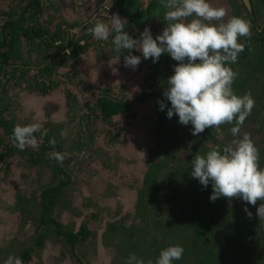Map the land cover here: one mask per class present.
<instances>
[{
  "label": "rangeland",
  "instance_id": "374dc122",
  "mask_svg": "<svg viewBox=\"0 0 264 264\" xmlns=\"http://www.w3.org/2000/svg\"><path fill=\"white\" fill-rule=\"evenodd\" d=\"M209 1L214 7L224 8L223 5L228 7L225 9L224 20L231 16L246 19L245 9L240 0H234L231 4L234 5L233 8L228 4V0ZM251 1L255 8L254 21L249 23L253 38L257 28L264 31V8L259 3L262 0ZM54 3L46 5L42 12L44 14L50 13L54 7V13H56V0ZM21 5H24V1L0 0V40L3 39L4 30H7L3 26L8 20L6 12L17 9ZM235 9L238 10V13ZM30 12L32 13L33 10ZM42 12L40 16H42ZM102 15L106 16V14L99 16L103 17ZM11 17L14 18V16ZM45 17L47 18L49 15ZM132 26L134 32L137 33V24H132ZM44 27L50 32L48 24ZM245 38H238V42L244 44ZM250 45L252 50L257 51L258 46L261 45V40L253 38ZM18 48V58L10 60L17 61L16 64H18L19 69H14L8 65L0 71V118L6 123L8 122L9 125L34 122L42 123V125L47 124L45 127L48 130L51 129L59 133L61 155L64 157L59 163L63 169L72 174L67 182V196L58 203L60 209L54 207L53 213L57 220L60 219L65 221L67 225H73L72 228L81 222H86L91 233L85 241L76 244L71 250L66 247L63 241H60L61 239H55L51 225L48 229L45 228L47 233L42 234V245H34L33 240H36L34 235L41 234L43 228L38 225L35 219L39 213L38 192L46 186L55 185L61 177L65 178V176L55 172L52 163L42 162L38 165H30L27 145L23 150L14 149L12 153L5 151V147L10 145V141H8L7 133L0 126V264H5L9 256L19 257L22 264H125V256L117 254L116 249H113L110 244L106 247L100 245L102 233L104 224L107 222H116V224L125 226L127 224L128 218H122L121 215L125 213L123 211L127 207L132 206L130 199H134L135 190L142 186L140 178L147 161L146 150L141 147V144L143 140L149 139V136L148 133L145 135L144 125H141L142 120L140 122L139 118L144 115L152 121L156 118V112L154 114L156 108H144L145 106L142 107L137 102L129 100L128 110L130 111L119 116L113 124H110L111 121L105 123L102 119H96L93 116V112L96 110L94 102L88 104L87 107L84 104L89 98L93 100V95L99 91L88 92L85 87L84 90H81L80 86L76 87L64 58L58 59V62L54 57H51V51H47V54L50 55L49 59L46 58V62L52 63L53 59L54 65L53 63L49 64L50 66L46 68L48 74H46L45 69H42L45 65L43 58L34 56L36 52H32V46L28 45L23 37H21ZM27 55L32 57L30 63L22 64L19 62L25 59ZM163 56L166 59L165 64L169 65V68L165 70L155 69V75H152L161 82L166 81V78L173 71L172 66L177 63L167 54H161L159 61ZM242 59L237 58L236 62L230 65L232 70L237 73L235 79L240 77L239 69ZM40 64L42 67H38ZM11 69L14 70L13 75L10 74ZM249 71L248 77H252L251 71L253 70L250 68ZM254 77L256 79L250 81L249 86L258 92L259 88L262 86L264 88V79H262L264 75L260 73ZM82 82L83 79L80 83L82 84ZM43 86L47 89H42ZM120 92L123 90L120 89L114 97H121ZM132 104L134 107L131 106ZM147 114L149 116H146ZM84 115H87V119L85 118L87 121L84 120ZM88 124L90 125L89 130ZM151 126L154 131L153 124ZM116 127L119 128H117L115 137V133L111 135V132H115ZM229 129L230 127L222 124L217 130L218 133H214L222 146L238 138L241 134L247 133L258 149L259 158L264 163V104L252 108L251 113L241 125L237 137H233ZM180 131L181 134H186L188 140V144L182 141L184 148L181 150L185 151L183 161L186 164L189 162L190 166V159L184 156L188 153L194 155L199 143L208 139L202 133L200 137L202 139L191 141V132L183 129ZM198 136L200 135L198 134ZM209 141L210 145L214 144ZM44 153V158L50 159L54 156L55 150ZM40 160L42 159L40 158ZM84 180H86L85 185L83 184ZM196 181L191 176L186 177L183 187L186 195L193 193L194 190L199 195L201 194ZM261 202L258 199L256 204L248 205L238 197L226 198L223 207L225 209L223 212L220 211V217H224L228 221L232 217L240 231L238 243L246 241L239 254L235 248L230 250L231 256H234L233 260L229 258L230 264H264V221H259L256 216V207ZM245 207L252 213L251 218L245 214ZM99 209L102 210L100 217L97 214L89 219V214L93 211L98 212ZM128 210L131 211L129 208ZM159 212L167 222L169 213L166 216L167 211L165 212L164 208H161ZM236 214H239V217L234 219ZM171 223L172 226L178 227L180 225L178 224L180 223L179 220H172ZM152 226L157 228L155 224ZM177 227L174 232L178 230ZM160 228L161 233L165 230L170 232L168 228L171 226L163 227L162 225ZM135 233L140 234L139 230H136ZM25 246L31 247L29 257L26 260L19 255L20 250ZM152 252L153 249H149L146 256L149 257L148 254H152Z\"/></svg>",
  "mask_w": 264,
  "mask_h": 264
},
{
  "label": "clouds",
  "instance_id": "9594fccd",
  "mask_svg": "<svg viewBox=\"0 0 264 264\" xmlns=\"http://www.w3.org/2000/svg\"><path fill=\"white\" fill-rule=\"evenodd\" d=\"M163 20L166 26L153 37L146 26L137 37L131 36L125 26L126 18L112 14L106 23L96 20L89 34L97 42H109L118 61L122 53L125 67L135 69L144 60L155 63L161 54L176 61L166 87L158 99V109L169 119L175 114L181 125H191V134L197 136L205 128H217L228 123L233 137H237L241 125L254 105L250 93L237 95L232 84L237 75L230 67L244 50L238 38L250 35L249 22L239 16L227 20L223 7H214L209 0H162ZM138 11V10H137ZM140 55H133L131 50ZM165 100L168 103L166 106ZM39 138L47 133L42 123L15 125L10 139L14 146L23 150L26 145L36 146ZM51 143V141H50ZM57 153L54 159L63 160ZM259 152L247 133L230 143L216 145L203 155L191 160L190 175L202 187L211 186L210 201L236 198L248 205L262 201L256 207V216L264 221V167L258 164ZM251 218L252 213L244 208ZM182 245L171 244L159 250L154 264H174L181 259ZM5 264H22L19 257L9 256ZM125 264H145L142 258L130 253ZM147 264H153L148 261Z\"/></svg>",
  "mask_w": 264,
  "mask_h": 264
},
{
  "label": "trees",
  "instance_id": "16d2710c",
  "mask_svg": "<svg viewBox=\"0 0 264 264\" xmlns=\"http://www.w3.org/2000/svg\"><path fill=\"white\" fill-rule=\"evenodd\" d=\"M21 1H24V5L6 12L8 20L5 21L3 26L7 28V30H4L2 35L3 39L1 38L2 40H0V71L5 69L4 67L8 65L12 66L14 69H19L18 64H16L17 61H12L10 59L18 58V44L21 41V37L30 41L35 37H42L47 44L53 42L54 35L49 34L48 36L47 33L49 32L45 27L36 28L35 26L38 23L35 19L40 12L39 0ZM122 1L124 2L123 10H125L127 17L133 20L132 23L134 24H137L135 20H143V17L150 9H146L145 12H138L135 0ZM155 1L156 0H154V3ZM28 10L29 12L30 10H33V14L29 13ZM11 16H14V18ZM47 40H49V42H47ZM62 44L63 47L66 48L67 42ZM67 46H69V44H67ZM19 62L22 64L30 63L28 58L20 60ZM49 66L50 65H45V67L42 68L43 70L45 69L46 74H48L46 68ZM13 71V69L10 70L11 75H13ZM42 89L45 90L47 88L43 86ZM260 89L264 90L263 86ZM115 94L117 93L110 89H102L97 94L93 95V100L89 98L84 104L87 107L88 104L94 102L96 110L93 112V116L96 119H102L105 123L111 121L112 123L110 122V124H113L115 123L114 121L119 116H123L129 108V100L123 98V96H121L122 98L114 97ZM168 103L169 102H167V104ZM84 116L85 117L83 118L86 120L87 115ZM175 118L177 119L176 115ZM8 125V122L6 123L0 118V126L7 133L9 138L8 141H10V145H6L5 151L12 153L17 147L14 146L10 136L13 127L18 125V123ZM45 126H47V124L43 125V128L47 129ZM89 128L90 125L88 124V130ZM204 132L206 133L205 135L207 138L214 137L212 134L214 132L208 131L206 128ZM35 135L36 147H32L31 145L26 146L29 148V164L38 165L42 162H46L47 164L52 163L54 171L64 175L65 178L61 177L55 185L46 186L38 192L39 213L35 216V219L37 220L38 225L43 228L41 234L34 235L36 238V240H33L34 245H42V234L47 233L45 228L48 229L49 226L51 227L52 225V234L55 239H61L60 241H63L66 244V247L73 250L76 244L85 241L87 236L91 233V229H89L84 222H81L72 228L73 225H67L65 221L63 222L60 219L57 220L55 218L53 213L55 210L53 211V209L54 207L60 209V204L58 203L67 196V182L72 173L63 169L60 163L54 159V156L50 159L44 158V152L53 149L55 150V154H61L59 133L47 129V133L43 139L39 138L38 133ZM177 139L178 134L176 133V129L170 128V126L168 128L165 126V133L161 135L160 141L164 146L163 148L157 147V140L152 136L151 142L154 143V148L150 150H156V153L158 154L157 158L148 153L147 161L145 162L146 165L141 176L142 186L135 190L136 194L134 195V199H131L130 201L133 204V212H137L139 208H146L148 211L145 216L146 218L141 220L140 214H138V219L131 216L128 218L126 226L123 224H116V222H107V224H104L102 233L103 244H110L113 249H116V252L119 255H124L121 249V246H124L128 251H136V256L139 258L144 257L149 249H153L152 254H148L150 256L147 257L145 264H147L148 261H152L154 264L159 250L171 244L182 245L184 249L181 259L175 261L174 264H230L229 258L230 260H233L234 257L231 256L232 254L230 253V250L235 248L238 250L237 253L239 254L246 241L238 243V233H240V231L237 229L238 225L236 227V222H233L232 217L229 221L225 220L224 217H220V211L223 212L225 209L223 207L225 206L226 198L220 197L215 201L209 200L211 192L210 185L202 187L198 183L197 186L199 190L202 191L200 195L195 190L189 195L185 194V190L184 193L180 192L181 183H183L184 180L182 179L179 182V178H181V174H183V176H190L191 166L182 171L178 169V158H183L185 151L179 148H173L174 142ZM195 139L198 140L199 136L192 135L191 140ZM214 141L217 143L216 139H214ZM203 145L204 144L202 143L198 145V147L201 148ZM198 147L195 150L194 155L188 153L184 157L190 159L189 161L191 162L195 155H203L211 149L205 147L198 149ZM40 158L42 160H40ZM65 159L68 160L67 158ZM263 164L264 163L262 162L261 167H264ZM187 165H189V162ZM83 184H86V180L83 181ZM149 186H151V189H149ZM149 192V196L145 197ZM166 200L170 202L174 201L175 205L170 209L171 212H169L167 216V222L164 220L166 226H171V228H168L170 229V232L165 230L161 233L156 227L152 226L153 224L150 217L154 215V211ZM95 201L93 202L94 204ZM93 216L94 214L92 213L91 217ZM238 217L239 214H236L234 219H237ZM172 220H179L180 223L178 224L180 225L178 227L172 226ZM176 227L178 230L174 232ZM136 230H139L140 234H136ZM110 236L112 239L116 236L118 238L113 243L108 240ZM30 249V246H25V248L19 252L20 257L26 260L29 257ZM129 254L130 252H127L125 257H128Z\"/></svg>",
  "mask_w": 264,
  "mask_h": 264
},
{
  "label": "crops",
  "instance_id": "0c3cea01",
  "mask_svg": "<svg viewBox=\"0 0 264 264\" xmlns=\"http://www.w3.org/2000/svg\"><path fill=\"white\" fill-rule=\"evenodd\" d=\"M54 1L39 0L40 12L35 19L38 22L35 25L36 28L44 27V25L48 24L50 32L47 34L48 36L49 34L54 35L53 42L47 44L42 37H35L31 41L26 38L24 40L28 45L32 46V52H36L34 56L43 58V64L45 65L52 63L54 65L53 59L52 63L50 61L49 63L46 62V58L49 59L50 55L47 54V51H51V57L56 60L64 58L68 72L73 77V84L76 87L80 86L81 90H84V87L88 92L110 89L118 93L122 89L123 92L119 94H122L123 98L133 100L141 90L144 80L155 75V69L165 70L169 68V65L165 64L166 59L164 56L155 63L151 59L144 60L141 58L135 69L125 67L123 56L126 53H122L119 60L115 61L116 53L113 51L112 45L109 42H97L89 34L88 29L91 28L96 20H102L107 23L110 20V16L114 13L126 18L130 27H125V30L128 33L133 32V26L130 24L133 20L129 19L125 10H123L124 2L122 0H56V13H54L55 10L52 7L50 13L44 14L42 10L44 11L45 6L54 3ZM135 1L137 7L138 2L137 0ZM153 3L154 0L148 5L147 10L150 9L141 22L134 19L137 22L138 35L144 28L143 25L150 29L153 37L166 26V22L162 18L164 11L162 0H156ZM106 6H109L108 11H104ZM41 12L42 16H40ZM101 14H106V16L102 15L103 17H100ZM48 15L49 17L46 18L45 16ZM130 28L132 30H129ZM65 42L69 44V52H67V47H63L62 43ZM131 51L133 55H140L138 50L133 49ZM27 58L32 61V57L27 55ZM38 67H42L41 64ZM81 79H83L82 84L80 83ZM144 108H149V106ZM150 108H152V104ZM115 132H117V129Z\"/></svg>",
  "mask_w": 264,
  "mask_h": 264
},
{
  "label": "flooded vegetation",
  "instance_id": "af4514ba",
  "mask_svg": "<svg viewBox=\"0 0 264 264\" xmlns=\"http://www.w3.org/2000/svg\"><path fill=\"white\" fill-rule=\"evenodd\" d=\"M229 1V5L230 7L234 5H231L234 0H228ZM249 1V8L244 4V2L242 0H240V2L243 4V7L245 9V17H246V20H248V22H252L254 21L253 17L255 16V8H254V5H253V2L251 0H248ZM210 2V1H209ZM263 0L262 2H259L263 7ZM225 3H227V1H225ZM259 4V5H260ZM224 6V9H228L227 6L223 5ZM263 10V9H262ZM235 11L237 12L238 10L235 9ZM134 24V23H133ZM131 25H132V22H131ZM135 25V24H134ZM126 27H129V25H127ZM251 27V26H250ZM129 30H132L131 28ZM263 29H260V28H257V31H256V34H254L253 38L255 39H259L261 40V45L258 46V49L257 51H254L252 50V47L250 45V41L253 39L252 38V33H250V35L248 37H246L245 39V42H244V50L238 54L237 58H243L241 61V66H240V69H239V72H240V77L239 78H236L234 79V83L232 84L233 86V90L234 92L237 94V95H242L244 93H250L252 99L254 100V105H253V108L256 107L257 105H260V104H264V90H261L259 88L258 92H249V91H255V90H251L250 88V81H252L253 79H256V77H254L255 75H259L261 73V75H264V33H263ZM129 34L133 37H137L138 34L134 32H129ZM252 38V39H251ZM252 44V43H251ZM250 68L251 70V73H253V76L252 77H248V73H250ZM240 79V80H238ZM262 79H264V77H262ZM166 87V82H161L159 81V79H156L154 78V76H150L148 77L144 83H143V86L141 88V90L139 91L138 95L135 97V99H133L132 101L134 102H137V104H140L142 105V107L144 106H151L152 104V107L156 108V110L154 111V114L156 112V118H154L152 121H150V119H148L147 117H144V115H141L140 118H139V121L142 120V126L144 125V128H145V135L148 133V136H149V139L147 138L146 140H143V143L141 144V147L146 150V154L148 155H152L154 157L157 158V153H156V150H150V149H153L154 148V143L151 142V139H152V136H154L157 140V144H158V148H163L164 146L162 145L161 143V135H163L165 133V126L166 128H168L170 126V128H174L176 129V133L178 134V139L174 142V146L173 148L174 149H182L184 148L183 147V143L182 141H185L186 144H188V140H187V137H186V134H181V129L187 131V132H191L190 129H191V126L190 124L189 125H181L177 122V119L175 118V114L173 115V117L171 119L167 118L165 116V112L164 111H161L158 109V105H157V100L158 99H164L161 95V92H162V89ZM261 90V91H260ZM165 104L166 106L168 105L167 104V101L165 100ZM133 106V104L131 105ZM134 107V106H133ZM137 108H139L138 106H136ZM133 109V108H132ZM130 111V110H128ZM142 114H144L143 112H141ZM146 116H149L148 114ZM141 122V121H140ZM153 124V128H154V131L151 129L152 128V125ZM156 124V125H155ZM155 125V127H154ZM225 126H228V127H231L232 125L228 124V123H224ZM119 128V127H116V129ZM208 131H211V132H214V133H218L217 131V128H206ZM204 135L206 134L204 131L202 132ZM202 133H199V139H202L200 138L202 136ZM213 134V138H207L206 135L205 137L212 141V145H210L208 143V140H204L203 142H200V143H203V147H198V149H202V148H212L216 145H220V142L216 139L215 137V134ZM113 134V132H111V135ZM117 133L115 132V137H116ZM192 135L190 136V139H191ZM214 139L217 140V143L214 141ZM193 141V140H191ZM209 141V142H210ZM207 142V143H206ZM190 143V142H189ZM199 143V145H200ZM193 147V145H192ZM149 150V152H148ZM261 157V156H260ZM184 158H181L179 157L178 158V169L180 171H182L183 169L189 167V165L186 164L185 161H183ZM188 163V162H187ZM258 164L259 166L261 167L262 165V159L259 158V161H258ZM173 166V165H172ZM171 166V167H172ZM145 168V167H144ZM181 178H179V182L183 179L184 182L186 180V177H189V176H183V174H181ZM142 176V175H141ZM191 176V175H190ZM140 182H141V178H140ZM184 182L181 183V189H180V192L181 193H184V190H183V187H184ZM198 183V181H196ZM151 186H149V189ZM151 191V190H150ZM200 192H202L200 190ZM150 192L147 194V197L149 196ZM148 200V198H147ZM132 204V203H131ZM133 205V204H132ZM175 203L174 201L173 202H170L168 200H166L164 203H162L159 208H157L155 211H154V215L150 217L151 221H152V224H155L157 226V229L161 231V228L160 226L162 227V225L164 224V218L163 216H161L160 214V209L161 208H164L165 212H166V216L169 212H171V207L174 206ZM130 206V205H129ZM131 209L130 210H128ZM125 210V209H124ZM96 211H93L89 214V219H91V214L93 213L94 216H96L98 214V217H100V214L102 213V210L99 209L98 212ZM125 213H123L121 215V217H125L126 218H130L131 216L133 218H137L138 219V214H140V217H141V220H144L148 213V211L145 209H142V208H139L137 210V212H133V206L131 207H127L125 211H123ZM155 217V218H154ZM86 223V222H85ZM86 225L88 226V224L86 223ZM166 224L163 225V227H165ZM89 228V226H88ZM90 229V228H89ZM108 239V238H107ZM109 242H115L116 241V238L112 239L111 236L109 237ZM103 239H101V246L103 247H106V245L103 244ZM121 249H122V253L124 254V256L127 255V252H130V253H134L136 255V251H128L127 249H125L124 246H121ZM127 258V257H125ZM143 260H147V256L145 255L144 257H142ZM126 260V259H125ZM254 264V263H253Z\"/></svg>",
  "mask_w": 264,
  "mask_h": 264
},
{
  "label": "built area",
  "instance_id": "2783aa9c",
  "mask_svg": "<svg viewBox=\"0 0 264 264\" xmlns=\"http://www.w3.org/2000/svg\"><path fill=\"white\" fill-rule=\"evenodd\" d=\"M152 1L153 0H137V2H138L137 3V10L139 12H145V10L147 9L148 5H150ZM108 9H109V6H106L104 8V11L108 10Z\"/></svg>",
  "mask_w": 264,
  "mask_h": 264
},
{
  "label": "water",
  "instance_id": "95a60500",
  "mask_svg": "<svg viewBox=\"0 0 264 264\" xmlns=\"http://www.w3.org/2000/svg\"><path fill=\"white\" fill-rule=\"evenodd\" d=\"M244 2V4L249 8V1L248 0H242ZM137 8V7H136ZM66 47H67V52H69V46H67L66 44Z\"/></svg>",
  "mask_w": 264,
  "mask_h": 264
}]
</instances>
